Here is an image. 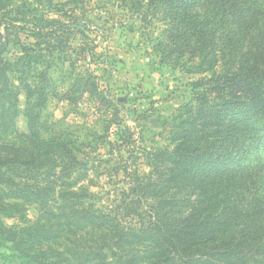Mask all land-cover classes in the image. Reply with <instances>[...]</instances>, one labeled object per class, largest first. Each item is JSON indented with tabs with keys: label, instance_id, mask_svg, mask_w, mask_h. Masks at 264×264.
<instances>
[{
	"label": "rangeland",
	"instance_id": "374dc122",
	"mask_svg": "<svg viewBox=\"0 0 264 264\" xmlns=\"http://www.w3.org/2000/svg\"><path fill=\"white\" fill-rule=\"evenodd\" d=\"M193 9L204 13L199 4ZM166 12L150 0H0V35L9 43L5 60L17 64L31 48L29 58L37 63L27 83L42 82L56 93L46 102L28 100L19 74L0 76V264H57L68 250L96 244L115 249L118 235L84 227L79 219L87 214L137 233L140 221L158 210H184L187 189L161 183L150 166L151 155L169 145L181 107L198 106L211 83L230 71L239 73L236 65L248 59L232 58L227 49L219 57L181 55L180 46L167 37L174 22ZM35 25L69 31L62 36L64 43L71 40L69 46L53 53L38 46ZM252 33L247 44L253 49L260 44L257 55L264 49V22ZM80 45L85 52L78 57ZM88 72L98 77L113 106L101 107L78 89L80 75ZM228 99L212 94L211 106ZM114 120L119 123L109 125ZM54 138L69 145L80 161L68 177L63 159L48 150ZM5 146L35 152L42 161L50 153L59 164L48 171L40 163L21 166L17 158L6 163ZM251 150L248 161L264 158V140L258 152ZM59 176L65 178L54 179ZM130 209L140 217L129 216ZM126 242L119 248L131 255L146 257L153 251L138 238ZM259 245L250 252V264H264V240Z\"/></svg>",
	"mask_w": 264,
	"mask_h": 264
},
{
	"label": "trees",
	"instance_id": "16d2710c",
	"mask_svg": "<svg viewBox=\"0 0 264 264\" xmlns=\"http://www.w3.org/2000/svg\"><path fill=\"white\" fill-rule=\"evenodd\" d=\"M260 1L150 0L173 20L167 37L180 46L181 55L192 59L211 54L219 57L220 51L223 56L227 49L232 58L248 60L236 65L239 73L230 71L211 83L206 93L199 95L198 106L181 107L171 126L169 145L151 155L150 166L161 183H175L176 188L187 189L180 206L184 210L170 214L158 210L148 221H140L137 233L87 214L79 219L84 227L98 226L111 235L116 233V248L96 244L86 250H68L67 257L57 264H141L144 260L150 264H250V252L264 240V158L257 156L255 162L245 158L251 149L258 152L264 140V49L256 55L260 44L254 49L247 44L252 31L264 22V5ZM193 3L199 4L204 13H194ZM66 32L69 31L56 28L45 31L36 25L32 31L37 45H46L52 53L60 49L64 52L69 46L71 40L64 43L62 38ZM8 44V38L0 35V76L6 78L9 71L19 74L17 81L28 100L36 97L37 101L46 102L49 96L54 97L56 93L50 85L27 83L26 76L32 71V64L37 63L29 58L32 49L27 48L25 57L15 64L3 56ZM244 46L245 53L241 50ZM81 47L78 57L84 51ZM80 77L79 90L101 107L113 106L98 77L91 72ZM212 94L228 95L229 99L223 105L211 106ZM47 145L52 154L63 159L67 177L80 165L74 150L61 138H54ZM6 150V163L17 158L16 163L21 166L35 167L40 163L48 171H54L55 164H59L50 153L42 161L32 151L9 146ZM67 208L60 207L65 214ZM129 211V216L140 217L138 211ZM131 238L150 245L152 253L142 257L119 248Z\"/></svg>",
	"mask_w": 264,
	"mask_h": 264
}]
</instances>
